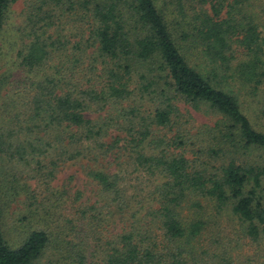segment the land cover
Returning a JSON list of instances; mask_svg holds the SVG:
<instances>
[{
	"label": "trees",
	"instance_id": "16d2710c",
	"mask_svg": "<svg viewBox=\"0 0 264 264\" xmlns=\"http://www.w3.org/2000/svg\"><path fill=\"white\" fill-rule=\"evenodd\" d=\"M16 1L0 0V38ZM33 1L18 56L39 76L38 131L0 130V156L45 177L85 161L97 196L62 214L28 190L7 225L17 184L1 165L0 264H264V0ZM62 1L87 25L70 48L51 34ZM179 102L217 117L190 136L191 159L166 152L185 147L180 135L165 154L157 140Z\"/></svg>",
	"mask_w": 264,
	"mask_h": 264
},
{
	"label": "rangeland",
	"instance_id": "374dc122",
	"mask_svg": "<svg viewBox=\"0 0 264 264\" xmlns=\"http://www.w3.org/2000/svg\"><path fill=\"white\" fill-rule=\"evenodd\" d=\"M32 2L34 3L33 0H17L11 5L8 10V18L4 31L0 38V130L4 131L6 134L7 132H12V141L15 138L14 134H26V131L23 130L25 128L32 129L33 132L38 131L36 125L34 127L31 125L29 117L34 114L33 101H35L34 98L36 97L35 94L37 89L35 81L39 79V76L28 74L24 71L20 66V57L18 56L21 49L20 45L23 43V35L21 32L25 26L28 14L30 10H32ZM62 2L61 7L64 11V15L68 16L66 19H60L61 23H57L56 31L51 32V34L53 37L59 34L63 41L70 40L71 45L68 46V48H70L73 47L75 43L79 42L81 30L87 27V25L81 21L80 14L77 15L74 9L68 10V3L66 1ZM86 31L87 30L84 32ZM87 49L90 53L89 59L96 57L95 49L92 47ZM258 99L260 100V97H257L256 100ZM176 105L177 111L171 115V123L167 126L168 128L161 129L160 131L158 130L159 128L157 129V140L163 138L164 144H161L163 146L160 150L165 154L164 147L167 145L168 140L172 141L174 137L180 135L181 137L179 139L183 142H187V144L184 145L185 147L177 149L175 145H173V147L166 148V152L180 153L184 150L183 154L185 157L191 159L194 157L193 149L195 148L194 145H191V142L195 139L190 138V136L202 134L207 127H213L217 117L211 112H207L204 107L194 109L182 102ZM257 125L262 129L264 128V122L261 123L257 121ZM117 134L116 132H111L113 136ZM57 152L58 148L54 147L50 154H46L39 159L44 164L42 166L43 171L46 170L47 172V169L51 170V166L48 165L50 162H56V160H58L56 155ZM155 153L156 155L161 154L159 150H155ZM254 155L256 156L257 153ZM259 156H262L259 162L264 165V153L260 152ZM124 157L126 158V156ZM58 158L62 161L61 157L58 156ZM35 159L33 161H35ZM125 160L126 159H123L119 163V169L124 173V177L129 178V180L125 179L126 182L134 183L132 180L134 176L129 174V166H127ZM84 162L85 161L80 162V160H69L65 164L59 162L55 168L54 177L47 176V178L45 176H39V174H43L42 172L37 174L35 170H31L32 167H35V162L30 168L22 167L18 162L14 160L10 162L7 157L0 156V166L4 165L6 167L12 179L10 180L17 184L12 192V194L15 195L10 199L5 214V216H7V225L12 223V218H16V220L20 219L25 212L22 200L25 195H27L28 190H34L39 193L45 192L43 196L38 193L37 199L39 200L46 198L54 201L58 200L59 203H62V214L68 211L69 206H75L76 202H79L76 199L80 194L83 195L81 200H86L88 198L94 201V198L97 196L96 186L93 180L88 176V166L85 168ZM45 165H47V169L44 167ZM45 184H47L48 187ZM151 198L152 197H150V200ZM135 203L136 200H134L133 205ZM48 205L50 204L45 203L38 208L44 211L49 209ZM132 211L134 210H131V212ZM112 227H115V224ZM8 238V240H12V238ZM41 263L42 262H40V264Z\"/></svg>",
	"mask_w": 264,
	"mask_h": 264
}]
</instances>
